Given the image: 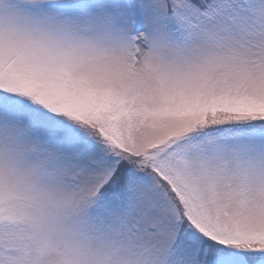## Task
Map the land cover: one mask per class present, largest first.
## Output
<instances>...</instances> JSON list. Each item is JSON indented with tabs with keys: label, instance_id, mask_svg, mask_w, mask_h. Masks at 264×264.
Returning a JSON list of instances; mask_svg holds the SVG:
<instances>
[{
	"label": "snow or ice",
	"instance_id": "obj_1",
	"mask_svg": "<svg viewBox=\"0 0 264 264\" xmlns=\"http://www.w3.org/2000/svg\"><path fill=\"white\" fill-rule=\"evenodd\" d=\"M0 264H264V0H0Z\"/></svg>",
	"mask_w": 264,
	"mask_h": 264
}]
</instances>
